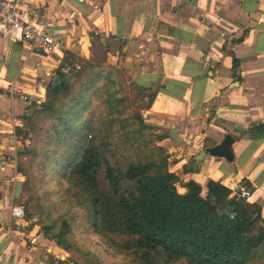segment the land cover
Instances as JSON below:
<instances>
[{
  "label": "crops",
  "instance_id": "crops-1",
  "mask_svg": "<svg viewBox=\"0 0 264 264\" xmlns=\"http://www.w3.org/2000/svg\"><path fill=\"white\" fill-rule=\"evenodd\" d=\"M16 1L47 21L56 47L33 50L0 25V264H72L36 224L8 208L23 203L15 130L28 106L44 100L65 51L117 67L154 92L141 112L164 135L158 144L169 170L197 181L203 194L209 180L229 187L230 196L249 185L246 198L264 217V0ZM12 81L29 100L10 94ZM226 134L234 138L231 161L201 154Z\"/></svg>",
  "mask_w": 264,
  "mask_h": 264
},
{
  "label": "trees",
  "instance_id": "trees-1",
  "mask_svg": "<svg viewBox=\"0 0 264 264\" xmlns=\"http://www.w3.org/2000/svg\"><path fill=\"white\" fill-rule=\"evenodd\" d=\"M232 68L237 75L235 57ZM55 76L63 83L50 82L44 100L28 106L15 130L29 139L17 153V169L26 177L22 195L34 193L24 217L35 214L46 238L76 249L75 217L58 207L66 202L78 210V230L94 239L95 261L264 264L259 204L239 191L230 196L231 189L214 180L203 194L197 181H181L169 170V154L158 144L164 135L146 125L141 112L154 92L128 82L117 67L71 51L64 52ZM49 181L58 189L56 199L45 188Z\"/></svg>",
  "mask_w": 264,
  "mask_h": 264
},
{
  "label": "built area",
  "instance_id": "built-area-1",
  "mask_svg": "<svg viewBox=\"0 0 264 264\" xmlns=\"http://www.w3.org/2000/svg\"><path fill=\"white\" fill-rule=\"evenodd\" d=\"M0 25L18 33L21 38L26 41L30 48L45 53H51L56 47V37L47 30V21L35 20L24 12L16 0H0ZM65 73L69 72V68H63ZM7 90L10 94L19 93L24 100H29L26 93L16 86L12 81L8 84ZM29 143V139H23V144ZM235 194V193H233ZM249 192L240 187L239 195L247 197ZM10 215L17 218L24 217L23 207L8 206Z\"/></svg>",
  "mask_w": 264,
  "mask_h": 264
},
{
  "label": "rangeland",
  "instance_id": "rangeland-1",
  "mask_svg": "<svg viewBox=\"0 0 264 264\" xmlns=\"http://www.w3.org/2000/svg\"><path fill=\"white\" fill-rule=\"evenodd\" d=\"M116 77H117V75H116ZM24 146L25 145L23 144V140H21V149H23ZM22 176H23V182H24L26 180V177L23 174H22ZM45 188H50L53 198L54 199L57 198L58 195L56 193H57L58 189L54 186L52 181H49L48 184L45 186ZM41 191H43V188ZM236 192H234V193H236ZM30 194L34 195V193L31 191H27L24 195H22V197H23L22 198L23 199V201H22L23 202L22 203L23 211H24L25 204L28 203V197ZM238 195H239V193H238ZM58 207L64 212L72 213L75 217L74 219H70V221L76 225V226H74V228L72 230V233L74 234L75 240H76V249L73 248L71 251L64 250L61 247H59L55 241L48 239V238L47 239L53 241L59 248L64 250V252L67 255L66 256L67 258L73 257L74 259H76L78 261V264H93L92 262H97V261H98L97 264H110L111 261L106 259L107 256H103L105 258H101V257L98 258L97 257V258H95L96 261L92 258V257H95L93 255V253H94V250H96L94 239H91L90 238L91 236H89V234H84L83 232L78 230V219H77L78 217L76 216V213L78 210L73 209V208H68V205L66 202H62V204L59 203ZM28 220L30 221V225L35 224L37 221V216L34 214L33 218L28 219ZM36 225L38 226L39 231H41L43 233L40 225L39 224H36Z\"/></svg>",
  "mask_w": 264,
  "mask_h": 264
},
{
  "label": "water",
  "instance_id": "water-1",
  "mask_svg": "<svg viewBox=\"0 0 264 264\" xmlns=\"http://www.w3.org/2000/svg\"><path fill=\"white\" fill-rule=\"evenodd\" d=\"M42 52V51H41ZM63 81L58 77H54L52 80V87L61 85ZM234 142V138L230 134H226L219 143L206 147L201 151V154L204 155L208 153L211 156L223 157L228 161L233 159V153L231 149V144Z\"/></svg>",
  "mask_w": 264,
  "mask_h": 264
}]
</instances>
